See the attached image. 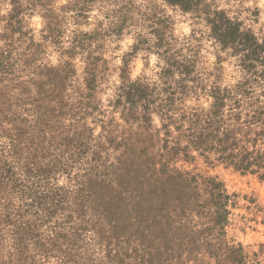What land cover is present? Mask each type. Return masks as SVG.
Segmentation results:
<instances>
[{
	"label": "rangeland",
	"instance_id": "1",
	"mask_svg": "<svg viewBox=\"0 0 264 264\" xmlns=\"http://www.w3.org/2000/svg\"><path fill=\"white\" fill-rule=\"evenodd\" d=\"M0 264H264V0H0Z\"/></svg>",
	"mask_w": 264,
	"mask_h": 264
}]
</instances>
